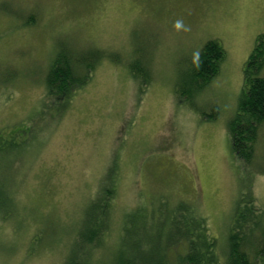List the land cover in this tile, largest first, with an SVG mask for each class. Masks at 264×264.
Returning <instances> with one entry per match:
<instances>
[{
	"label": "rangeland",
	"instance_id": "374dc122",
	"mask_svg": "<svg viewBox=\"0 0 264 264\" xmlns=\"http://www.w3.org/2000/svg\"><path fill=\"white\" fill-rule=\"evenodd\" d=\"M261 34L264 0H0V264H63L109 170L117 194L107 248L127 211L167 198L192 203L227 250L238 200L253 195L264 208V173L234 157L230 131ZM213 38L226 50L220 72L178 99ZM60 46L112 58L59 114L43 101ZM256 150L254 168L264 169V125Z\"/></svg>",
	"mask_w": 264,
	"mask_h": 264
},
{
	"label": "trees",
	"instance_id": "16d2710c",
	"mask_svg": "<svg viewBox=\"0 0 264 264\" xmlns=\"http://www.w3.org/2000/svg\"><path fill=\"white\" fill-rule=\"evenodd\" d=\"M107 56L112 58L100 48L76 50L60 46L46 74L43 107L55 103L60 108L58 113L63 112ZM225 56L221 41L208 40L194 60L191 73L178 82V99L191 100L197 96L220 72ZM263 67L264 34H261L246 64L238 111L230 120V131L234 157L262 173L264 169H255L254 164L256 144L264 125V75L260 74ZM130 70L142 84V61L132 62ZM184 84L186 88L182 87ZM111 173L109 170L108 180L87 207L63 264H264V208L253 195L238 200L227 235V250L223 252L205 215L186 200L173 203L167 198L154 199L150 205L142 202L127 211L117 228L114 246L107 248V241L114 234L117 194V181ZM1 179L0 174V207L7 200L5 180Z\"/></svg>",
	"mask_w": 264,
	"mask_h": 264
}]
</instances>
